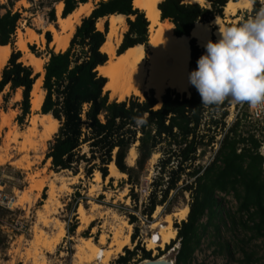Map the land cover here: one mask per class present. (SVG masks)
Here are the masks:
<instances>
[{
	"label": "trees",
	"instance_id": "trees-1",
	"mask_svg": "<svg viewBox=\"0 0 264 264\" xmlns=\"http://www.w3.org/2000/svg\"><path fill=\"white\" fill-rule=\"evenodd\" d=\"M60 1L63 4L61 17L65 18L88 0ZM132 1L100 0L88 16L81 18L64 51L54 53L46 50L41 80L44 96L39 113L50 115L57 121L58 128L44 161H50L49 169L54 173L70 171L73 175L77 173L75 168L85 163V177L95 170L103 181L108 176V165L113 163L120 173L126 175L132 192L133 183L138 181V175L143 172L151 155L159 152L158 177L142 215L150 217L155 207L162 206L170 191L178 190L177 183L182 175L192 179L180 189L189 192L190 200L186 219L174 225L179 242L175 264L192 263L209 228L215 238L219 237L220 224L224 223L219 195H229L235 202L233 216L227 213L231 227L239 226L246 234L247 242H264L261 142L254 132L243 130L242 122L246 115L237 114L233 122L225 127L230 98L220 104L203 105L191 85L189 97L166 89L160 97V104L152 91L143 94L142 99L130 96L120 102L110 101L108 92L104 91L106 79L98 75L96 68L107 61L106 54L100 51L107 24L105 22L103 31L97 30L95 24L110 15L125 17L127 30L116 51L117 56L136 45L145 46L149 23L144 12L133 7ZM206 1L208 5L202 7L200 4L183 3L182 0H162L157 5L160 20L172 24L175 37H188L195 23L206 24L215 17L222 18L225 4L237 0ZM258 2L252 0L254 15L259 10ZM19 19L17 12L5 11L0 15V46L11 47V53L0 71V93L6 87L10 93L20 90L19 115L15 122L22 125L30 115L32 85L40 76L20 61L21 54L13 47ZM49 20H55L53 10L49 12ZM45 41L46 45L51 42L48 32ZM189 50L188 74L195 70L196 61L202 53L194 39L189 40ZM30 52L40 57L34 53L33 47H30ZM8 96L3 97L4 103ZM138 119L142 122L137 123ZM219 132L218 148L209 164L193 166L197 150L214 144ZM84 147L86 152L82 151ZM132 147L136 153L135 168L125 163ZM163 178H166L164 185L160 182ZM111 182L112 179H109ZM157 187L163 189L157 190ZM134 220L132 217V222ZM66 231L70 235L74 227H68ZM134 238L135 235L132 240ZM137 251L141 252L142 260L150 258L149 252L136 246L133 251L124 249L123 256H119L113 264H128ZM241 252L243 259L239 264H251L255 254L244 249Z\"/></svg>",
	"mask_w": 264,
	"mask_h": 264
},
{
	"label": "rangeland",
	"instance_id": "rangeland-1",
	"mask_svg": "<svg viewBox=\"0 0 264 264\" xmlns=\"http://www.w3.org/2000/svg\"><path fill=\"white\" fill-rule=\"evenodd\" d=\"M99 1L88 0L87 2L94 7ZM258 1L259 10L257 13L264 6V0ZM59 2L61 1L0 0V15L4 14L5 11L20 14L13 47L20 52V61L24 65L28 66L26 64L27 54L34 55L30 52V47H33L34 53L40 55L37 58L42 61L43 65L46 50L53 51L49 44L46 45L45 34L48 32L52 41L53 29L59 32L56 16V5ZM199 4L202 7L208 5L206 0ZM51 10L54 11V21L49 20ZM255 15L251 5V9L237 12L235 18L238 20L233 21L234 17H231L224 25L239 24L255 17ZM105 22L108 28L106 18L98 20L95 28L103 31ZM126 30L127 27L122 32L120 42ZM28 33H32L34 37L29 39ZM17 35L24 37L23 41L26 40L27 53L18 49L16 45ZM25 35H27L26 38ZM211 41L213 42V39ZM9 49L11 53L10 46ZM147 93L149 91L141 92L138 96H132L142 99L143 94ZM6 94H9V96L6 103H4L2 99ZM183 94L189 97L186 93ZM109 100L116 99L109 98ZM19 101L20 90L10 93L8 88H5L0 94V160H2L0 164V183L3 191L16 199L14 210L9 211L0 207V264H85L76 255L79 240L81 238L90 239L92 243L98 245L101 237L103 244L98 245V247L109 249L108 244L112 241L114 232L123 224L122 222L130 226V234L128 233V235L131 244L124 247L121 253L112 257L108 264H113L119 256H123L124 249L133 251L136 246L151 254L152 249L149 250L146 247L147 239L151 234L158 233L159 235L164 216H172L174 212L186 205L188 206L189 192L180 189L192 179L182 175L177 183L178 190L170 191L164 204L155 207L150 217L142 215L147 197L154 184H156V177H158L159 152L154 153L156 157L153 160L150 157L143 172L138 175V181L133 183L132 192H130L131 186L126 182V175L123 173V177L110 176L108 171V176L104 181H95L94 170L90 176L85 177V163H80L75 168L77 171L75 175L70 171L54 173L49 169L50 162L44 161L53 137L43 142L42 128L38 123L33 126L29 125L30 118L38 121L39 111L31 113L29 119H25L22 125L15 122L16 117L19 115L17 106ZM226 110L225 127L233 122L237 114H242V117L247 116L246 103H232L230 100ZM242 127L244 131L254 132L256 138L261 142L259 152L263 157L264 169V129H258L247 118L243 120ZM219 134L221 132L215 138L216 144L197 150V157L193 166H207L209 164L218 148L217 142L221 138ZM82 151L86 152L87 149L84 147ZM202 153L203 155H200ZM135 160L130 165L126 156L125 163L128 167L135 168ZM20 165L24 169L17 168ZM109 179H112L111 183H109ZM165 180L166 178H163L160 182L164 185ZM160 188L163 189V187H157V190ZM218 197L222 199L220 208L221 217L224 221L223 224H220L219 237L215 238L212 229L209 228L208 233L202 238L191 264H239L243 259L241 249H244L247 253L253 252L255 254L251 264H264V242L260 240L247 242L246 234L239 226L232 228L227 213L233 216L235 202L229 195H219ZM78 208L82 210L83 217H88V220L92 218L87 225L82 224ZM157 209L158 212L154 217L153 215ZM142 216L148 218L147 223L145 221L142 224L140 223ZM132 217L135 219L133 222ZM185 219L178 220L172 217V229L174 230L173 225H178ZM156 223L157 226H155ZM68 227H74V231L70 235L66 231ZM124 231H121V233L125 234L127 229ZM133 235H135V238L132 240ZM119 239L121 240L122 237H119ZM177 243V240L174 243L171 242L169 244L170 249L165 248L162 258H173L175 254L171 251ZM141 256V252L137 251L128 264H138L139 262L151 260V258L142 260ZM88 264L100 263L99 260H92Z\"/></svg>",
	"mask_w": 264,
	"mask_h": 264
},
{
	"label": "bare ground",
	"instance_id": "bare-ground-1",
	"mask_svg": "<svg viewBox=\"0 0 264 264\" xmlns=\"http://www.w3.org/2000/svg\"><path fill=\"white\" fill-rule=\"evenodd\" d=\"M161 1L162 0L132 1L133 7L143 11L144 16L149 23L147 42L145 46L136 45L132 48H128L118 56L116 55V48L120 43L122 32L126 29L124 17L121 15H110L106 17L108 20V28L105 35V41L102 44L100 51L106 54L107 61L103 66L97 67L96 71L99 76L106 79L103 89L105 92H108L110 99H116L120 102L129 96H138L141 92L151 90L154 93V97L159 101L166 89L176 91L180 94L186 93L189 95V40H195L197 47L202 49V55L204 53V45L208 41L213 39L214 43L219 39L218 30L222 31L223 28L226 27L224 25L226 22L230 20L231 17H234L233 21L238 20L235 18L237 12L241 10H249L252 5V2L249 4L248 0H237L234 2L228 1L223 8V18L215 17L210 23L206 24L195 23L188 37H175L172 33V24L167 20H160L157 5ZM202 1L203 0H183V3L199 4ZM62 7V2H59L56 5L59 32H56L53 29L54 34L52 36V41L49 44L55 53L64 51L67 48L75 27L80 23L81 18L88 16L93 9V6L89 2L80 4L71 14L62 18L60 15ZM262 9H264V6ZM49 31L51 30L49 29ZM26 37L27 35H25V38ZM32 37H34V35L28 33V38L31 39ZM23 39L24 37L17 35L16 45L18 46V49L27 53L25 46L26 40L23 41ZM9 55V46H0V71L5 65ZM26 64L32 67L35 73L40 74V77L36 79L32 85V90L30 92V112L35 113L39 111L44 96V92L41 89L43 64L40 59L29 53L27 54ZM158 104H160V102H158ZM157 106L159 107V105ZM35 123H38L42 128L43 142L51 139L58 128L57 121L50 115L40 114L38 121L30 118L29 125L33 126ZM155 157L156 155L153 154L152 160ZM135 158L136 153L132 148L127 154V160L130 165L133 164ZM47 162L49 163V160H47ZM1 163L2 160H0V164ZM17 168L24 169L21 165L17 166ZM108 171L110 176H124L114 167L113 163L108 165ZM94 179L95 181H102L100 174L97 171L94 173ZM157 212L158 209L155 211L153 215L154 217H156ZM187 213L188 206L186 205L177 212H174L172 216H164V219H162L163 225L159 230L160 247H164L175 237L176 232L172 229L171 218L175 217L178 220H183ZM78 214L80 215L79 218L83 225H87L88 221L92 220V218L88 220V217H83L80 208H78ZM122 223L123 224L118 230L114 232L112 241L108 244L110 247L109 249H100L98 247V245L100 246L103 244V239L101 237L98 245L92 243L90 239L81 238L76 247V255L78 258L82 259L85 264H88L92 260H99L100 264H108L112 257L121 253L124 247L131 244L128 235L130 226L125 222ZM155 226H157V223ZM126 229L127 231L125 234L121 233V231ZM119 237H122V239L120 240ZM154 246L155 245L152 242L147 241V249H154Z\"/></svg>",
	"mask_w": 264,
	"mask_h": 264
},
{
	"label": "clouds",
	"instance_id": "clouds-1",
	"mask_svg": "<svg viewBox=\"0 0 264 264\" xmlns=\"http://www.w3.org/2000/svg\"><path fill=\"white\" fill-rule=\"evenodd\" d=\"M218 33L216 42L204 45L195 70L188 74L189 84L203 105L230 98L232 103H247L253 114L264 112V9Z\"/></svg>",
	"mask_w": 264,
	"mask_h": 264
},
{
	"label": "built area",
	"instance_id": "built-area-1",
	"mask_svg": "<svg viewBox=\"0 0 264 264\" xmlns=\"http://www.w3.org/2000/svg\"><path fill=\"white\" fill-rule=\"evenodd\" d=\"M246 105H247V112H246V114H247V116H246L247 120L250 123L254 124L258 129H264V112H260L259 114H253V111L249 108V106H248L247 103H246ZM15 206H16V199H15V197H13L10 194L4 192L3 191V187H1V183H0V207H2L3 209H7V210L10 211V210H14V207ZM147 220H148V218L145 216V217H143L141 219V222L140 223L142 224L143 221H145L147 223ZM179 224L180 223H178V225ZM174 230L176 231L175 228H174ZM175 240H176V236L174 237V239L170 240V242L168 244H166L164 247H160L158 233L151 234L150 237L147 239L148 242H152L155 245L154 246V249H152V253L150 254L151 260L152 259H159V258H161L163 256V251H165V248L166 247H169V244H171V242L174 243ZM145 241H146V239H145ZM178 245H179V242L177 243V245H174L173 246L172 250L175 247H179Z\"/></svg>",
	"mask_w": 264,
	"mask_h": 264
},
{
	"label": "water",
	"instance_id": "water-1",
	"mask_svg": "<svg viewBox=\"0 0 264 264\" xmlns=\"http://www.w3.org/2000/svg\"><path fill=\"white\" fill-rule=\"evenodd\" d=\"M178 248L179 247H175L171 252H173L176 255ZM138 264H175V256L173 258L164 257L159 259L147 260V261L139 262Z\"/></svg>",
	"mask_w": 264,
	"mask_h": 264
},
{
	"label": "crops",
	"instance_id": "crops-1",
	"mask_svg": "<svg viewBox=\"0 0 264 264\" xmlns=\"http://www.w3.org/2000/svg\"><path fill=\"white\" fill-rule=\"evenodd\" d=\"M183 1V0H182ZM98 30V29H97ZM100 31V30H99ZM50 44V43H49ZM60 52H62V51H60ZM55 53V52H54ZM45 61H46V59H45ZM35 73V72H34ZM36 74H38V73H36ZM7 88V87H6ZM16 91H18V90H16ZM1 94V93H0ZM20 99H21V96H20ZM30 114H31V112H30ZM40 114V113H39ZM30 116V115H29ZM29 116L27 117L28 119H29ZM26 118V119H27ZM47 161V160H46ZM50 162V161H49Z\"/></svg>",
	"mask_w": 264,
	"mask_h": 264
}]
</instances>
